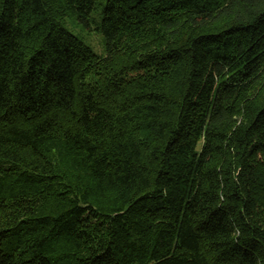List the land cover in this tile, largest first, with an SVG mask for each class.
Wrapping results in <instances>:
<instances>
[{"label": "trees", "instance_id": "trees-1", "mask_svg": "<svg viewBox=\"0 0 264 264\" xmlns=\"http://www.w3.org/2000/svg\"><path fill=\"white\" fill-rule=\"evenodd\" d=\"M0 264H264V0H0Z\"/></svg>", "mask_w": 264, "mask_h": 264}, {"label": "rangeland", "instance_id": "rangeland-1", "mask_svg": "<svg viewBox=\"0 0 264 264\" xmlns=\"http://www.w3.org/2000/svg\"><path fill=\"white\" fill-rule=\"evenodd\" d=\"M67 26L90 45L96 53L102 54L104 52L103 37L98 31L90 30L83 24L72 21H68Z\"/></svg>", "mask_w": 264, "mask_h": 264}]
</instances>
